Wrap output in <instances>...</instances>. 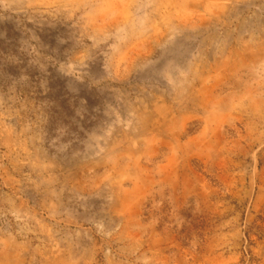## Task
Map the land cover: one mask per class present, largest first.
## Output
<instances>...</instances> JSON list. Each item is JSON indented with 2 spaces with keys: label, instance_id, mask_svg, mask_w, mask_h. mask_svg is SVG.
Returning <instances> with one entry per match:
<instances>
[{
  "label": "rangeland",
  "instance_id": "rangeland-1",
  "mask_svg": "<svg viewBox=\"0 0 264 264\" xmlns=\"http://www.w3.org/2000/svg\"><path fill=\"white\" fill-rule=\"evenodd\" d=\"M12 29L0 264H264V0H0Z\"/></svg>",
  "mask_w": 264,
  "mask_h": 264
},
{
  "label": "trees",
  "instance_id": "trees-1",
  "mask_svg": "<svg viewBox=\"0 0 264 264\" xmlns=\"http://www.w3.org/2000/svg\"><path fill=\"white\" fill-rule=\"evenodd\" d=\"M17 34L14 29L5 32H0V71L2 68V75L10 76L16 73L17 66L13 64L12 57L16 55L18 49ZM28 77H35L36 70L29 68L27 72ZM1 79V73H0Z\"/></svg>",
  "mask_w": 264,
  "mask_h": 264
}]
</instances>
